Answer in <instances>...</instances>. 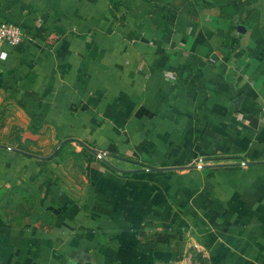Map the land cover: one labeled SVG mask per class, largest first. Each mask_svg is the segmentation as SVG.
Returning <instances> with one entry per match:
<instances>
[{
  "label": "crops",
  "instance_id": "0c3cea01",
  "mask_svg": "<svg viewBox=\"0 0 264 264\" xmlns=\"http://www.w3.org/2000/svg\"><path fill=\"white\" fill-rule=\"evenodd\" d=\"M0 20L25 34L0 58V264H264V0Z\"/></svg>",
  "mask_w": 264,
  "mask_h": 264
},
{
  "label": "built area",
  "instance_id": "2783aa9c",
  "mask_svg": "<svg viewBox=\"0 0 264 264\" xmlns=\"http://www.w3.org/2000/svg\"><path fill=\"white\" fill-rule=\"evenodd\" d=\"M23 28L14 22L0 20V58L5 57L6 51L2 49L4 43L15 45L19 43L24 38ZM261 111H262V123L264 124V98L261 99ZM95 153L98 157H107L108 152L105 149H96ZM203 158L198 157L192 161L191 165H201L203 163Z\"/></svg>",
  "mask_w": 264,
  "mask_h": 264
},
{
  "label": "trees",
  "instance_id": "16d2710c",
  "mask_svg": "<svg viewBox=\"0 0 264 264\" xmlns=\"http://www.w3.org/2000/svg\"><path fill=\"white\" fill-rule=\"evenodd\" d=\"M222 12L226 14V16H231L232 12H234V7L231 4L222 5Z\"/></svg>",
  "mask_w": 264,
  "mask_h": 264
},
{
  "label": "rangeland",
  "instance_id": "374dc122",
  "mask_svg": "<svg viewBox=\"0 0 264 264\" xmlns=\"http://www.w3.org/2000/svg\"><path fill=\"white\" fill-rule=\"evenodd\" d=\"M69 160L71 161L70 163H68ZM69 160L64 161L65 163L61 162V165L65 166L66 164H69V166H78V162H76V158L74 156H73V159L69 158ZM71 169L74 170L73 168Z\"/></svg>",
  "mask_w": 264,
  "mask_h": 264
},
{
  "label": "water",
  "instance_id": "95a60500",
  "mask_svg": "<svg viewBox=\"0 0 264 264\" xmlns=\"http://www.w3.org/2000/svg\"><path fill=\"white\" fill-rule=\"evenodd\" d=\"M87 147H89L92 151H95V150H96L95 148L90 147V146H88V145H87ZM52 154H54V152H53ZM52 154H50V155H48V156H51ZM48 156H47V157H48ZM40 157L45 158L46 156H40ZM190 166H194V165H190ZM79 264H91V263H90V262H81V263H79Z\"/></svg>",
  "mask_w": 264,
  "mask_h": 264
}]
</instances>
